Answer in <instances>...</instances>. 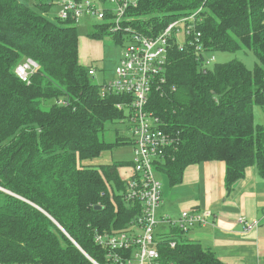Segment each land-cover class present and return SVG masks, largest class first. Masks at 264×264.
<instances>
[{"label": "trees", "instance_id": "obj_1", "mask_svg": "<svg viewBox=\"0 0 264 264\" xmlns=\"http://www.w3.org/2000/svg\"><path fill=\"white\" fill-rule=\"evenodd\" d=\"M58 1L0 0V264H91L80 249L103 261L94 231L124 228L140 213V202L124 199L119 172L132 161L91 163L130 140L103 138L106 123L122 117L121 97L101 96L91 81L77 26L49 17ZM199 7L198 43L185 34L179 48L171 37L166 83L148 97L147 110L175 138L156 168L174 186L187 166L219 160L230 192L249 167L264 178V125L253 112L264 107V0H137L127 14L156 35ZM105 34L94 25L87 35ZM239 49L255 55L252 69L239 60L203 66L207 53ZM27 59L36 68L23 81L15 68ZM157 248L159 264H226L177 226Z\"/></svg>", "mask_w": 264, "mask_h": 264}, {"label": "built area", "instance_id": "obj_2", "mask_svg": "<svg viewBox=\"0 0 264 264\" xmlns=\"http://www.w3.org/2000/svg\"><path fill=\"white\" fill-rule=\"evenodd\" d=\"M135 5L133 0H59L56 4L59 18H70L76 26L84 17L95 18V25L103 26L106 33L118 37L117 43L122 45L114 75L102 84L100 94L121 97L116 107L123 113L120 121L130 131L128 139L134 150L132 171L124 178L123 197L127 201L140 202L141 207L140 213L124 228L94 231V243L104 249L103 261L98 262L80 250L91 264H159L157 244L163 233L158 231L161 223L177 226L185 232L197 224H206L210 214L184 210L176 220L157 218L162 185L156 176V166L165 158L167 150L175 145V138L146 108L150 92L159 90L166 83L165 68L171 37L177 41L178 33H193L194 41L198 43L200 34L195 33V23L200 20L202 7L178 17L156 35H148L131 25L133 18L128 16L127 10ZM194 41L191 44H195ZM177 46L182 48L178 41ZM194 46L200 49L198 44ZM212 60L213 56L205 59L203 66H208ZM35 68L36 63L27 59L16 66L15 72L26 81ZM87 68L89 75H93L96 66L89 65ZM240 221L247 230L258 224L257 221L249 222L245 217ZM170 245L173 247L175 242L171 241Z\"/></svg>", "mask_w": 264, "mask_h": 264}, {"label": "crops", "instance_id": "obj_3", "mask_svg": "<svg viewBox=\"0 0 264 264\" xmlns=\"http://www.w3.org/2000/svg\"><path fill=\"white\" fill-rule=\"evenodd\" d=\"M78 43L80 63L88 67L96 61V69L101 67L97 60L100 55L84 52V46L93 47L100 42L85 38ZM224 175L225 165L219 160L187 166L181 182L174 186H169L158 172L156 176L161 181L162 193L157 218L176 220L184 210L209 212L207 223L185 231V238L211 249L226 264H264V178L258 175L255 167H249L243 179L228 192ZM242 217L249 222L257 221V226L247 230L240 221ZM169 226L165 223V229L158 231L164 233Z\"/></svg>", "mask_w": 264, "mask_h": 264}, {"label": "rangeland", "instance_id": "obj_4", "mask_svg": "<svg viewBox=\"0 0 264 264\" xmlns=\"http://www.w3.org/2000/svg\"><path fill=\"white\" fill-rule=\"evenodd\" d=\"M133 1L136 2L137 0H133ZM28 4L32 6L33 0H28ZM58 11H59V7L55 5L49 11V17L52 18L57 16ZM96 22L97 19L95 18L84 17L82 19V22L77 25L79 42L80 40H83L85 38L86 39L90 38L88 37L87 34L91 29H93V26L95 25ZM96 41L100 43L94 45L93 47H90L88 45L84 46V52L86 54H88L89 52L90 53L94 52L95 54L100 55V57L97 60L99 61V66H101L102 69L101 67L97 69L95 68L96 74L91 75V81L94 84L101 85L105 82V80L106 81L109 80L112 77V75H114L115 66L118 63L119 56L122 52V45L118 44L109 34H105L101 40H96ZM177 41L179 44L184 43L185 37L183 32L177 34ZM212 56L214 57V60H212L208 64V68H211L215 63L228 62L231 60H239L243 62L247 68L252 69L254 64L257 62V59L253 54V52L248 49H239L236 51H217L213 53H207L206 58L210 59ZM94 62L96 63V61ZM95 63H91V64L97 66V64ZM253 112H254L255 122L264 125V107H261L259 105H254ZM129 135H130L129 129L125 125L121 124V121L119 119L112 122H107L105 125V130L103 132V138L108 142L114 141L116 136L129 137ZM133 159H134L133 146L130 142H128L125 144L115 146L111 150L108 149L103 151L98 157L91 160V163L108 164L114 162L132 161ZM131 171H132V166L130 167L124 166L120 168L119 171L120 176L122 178H126ZM164 183L165 181L163 180V188L165 185ZM158 228L160 230H164L165 229L164 224L161 223ZM65 234L68 236L66 232Z\"/></svg>", "mask_w": 264, "mask_h": 264}, {"label": "water", "instance_id": "obj_5", "mask_svg": "<svg viewBox=\"0 0 264 264\" xmlns=\"http://www.w3.org/2000/svg\"><path fill=\"white\" fill-rule=\"evenodd\" d=\"M97 208H99V206H97ZM63 230V229H62ZM64 231V230H63ZM65 233V232H64ZM69 239L78 247V249H80L79 248V246L69 237ZM81 250V249H80Z\"/></svg>", "mask_w": 264, "mask_h": 264}]
</instances>
